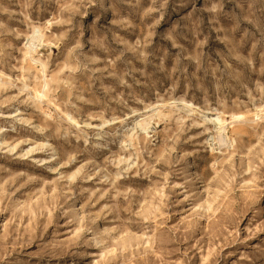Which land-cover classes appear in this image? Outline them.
Wrapping results in <instances>:
<instances>
[{"label":"rangeland","instance_id":"obj_1","mask_svg":"<svg viewBox=\"0 0 264 264\" xmlns=\"http://www.w3.org/2000/svg\"><path fill=\"white\" fill-rule=\"evenodd\" d=\"M0 264H264V0H0Z\"/></svg>","mask_w":264,"mask_h":264},{"label":"bare ground","instance_id":"obj_2","mask_svg":"<svg viewBox=\"0 0 264 264\" xmlns=\"http://www.w3.org/2000/svg\"><path fill=\"white\" fill-rule=\"evenodd\" d=\"M34 34V33H33ZM41 35V34H40ZM39 34H34L32 37H31V39L29 40V47H30V49L32 50V49H34V48H36L38 45H39V43H40V41H41V36H40ZM30 49H28V50H30ZM29 52V51H28ZM26 54H27V52H26ZM218 112L217 113H215V114H213L212 116H215L216 115V117H210L209 118V121L210 120H212V122L213 121H216V123L218 124V122L220 121V117L218 116ZM149 123V120H144V121H142V122H140L139 124H138V126L139 127H142V128H145V125H147ZM220 124V123H219ZM221 125V124H220ZM222 132V131H221ZM221 132H220V134H221ZM217 139V138H216ZM221 141H224L223 139H222V137L221 136H218V142H221ZM225 142V141H224ZM223 142V143H224Z\"/></svg>","mask_w":264,"mask_h":264}]
</instances>
